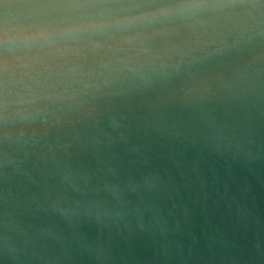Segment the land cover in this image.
<instances>
[{
	"label": "water",
	"instance_id": "1",
	"mask_svg": "<svg viewBox=\"0 0 264 264\" xmlns=\"http://www.w3.org/2000/svg\"><path fill=\"white\" fill-rule=\"evenodd\" d=\"M0 264H264V0H0Z\"/></svg>",
	"mask_w": 264,
	"mask_h": 264
}]
</instances>
